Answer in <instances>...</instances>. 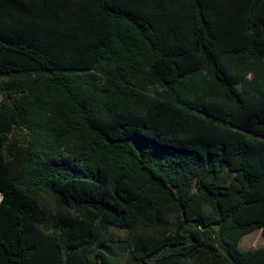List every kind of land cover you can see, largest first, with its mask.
Listing matches in <instances>:
<instances>
[{
	"label": "trees",
	"instance_id": "obj_1",
	"mask_svg": "<svg viewBox=\"0 0 264 264\" xmlns=\"http://www.w3.org/2000/svg\"><path fill=\"white\" fill-rule=\"evenodd\" d=\"M0 92V264H264V0H0Z\"/></svg>",
	"mask_w": 264,
	"mask_h": 264
},
{
	"label": "rangeland",
	"instance_id": "obj_2",
	"mask_svg": "<svg viewBox=\"0 0 264 264\" xmlns=\"http://www.w3.org/2000/svg\"><path fill=\"white\" fill-rule=\"evenodd\" d=\"M3 99V96L0 92V102ZM41 201L52 211L59 208V206L55 203V200L49 193H44L41 197ZM264 245V239L262 238L260 230L252 231L245 236L242 237L239 247L241 249H249L257 246ZM123 256V255H121Z\"/></svg>",
	"mask_w": 264,
	"mask_h": 264
},
{
	"label": "built area",
	"instance_id": "obj_3",
	"mask_svg": "<svg viewBox=\"0 0 264 264\" xmlns=\"http://www.w3.org/2000/svg\"><path fill=\"white\" fill-rule=\"evenodd\" d=\"M0 200H1V195H0Z\"/></svg>",
	"mask_w": 264,
	"mask_h": 264
}]
</instances>
